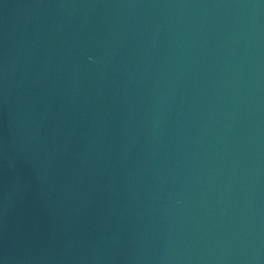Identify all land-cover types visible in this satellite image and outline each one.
Masks as SVG:
<instances>
[{"label": "water", "instance_id": "95a60500", "mask_svg": "<svg viewBox=\"0 0 264 264\" xmlns=\"http://www.w3.org/2000/svg\"><path fill=\"white\" fill-rule=\"evenodd\" d=\"M0 264H264V0H0Z\"/></svg>", "mask_w": 264, "mask_h": 264}]
</instances>
